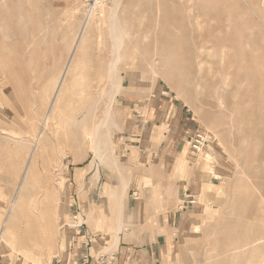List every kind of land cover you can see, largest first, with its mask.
<instances>
[{
  "label": "rangeland",
  "instance_id": "rangeland-1",
  "mask_svg": "<svg viewBox=\"0 0 264 264\" xmlns=\"http://www.w3.org/2000/svg\"><path fill=\"white\" fill-rule=\"evenodd\" d=\"M116 2L125 39L117 78ZM0 13V264H56L77 213L86 224L77 236L102 238L93 257L115 251L130 221L119 196L137 173L125 152L127 111L155 94L188 110L207 142L201 151L186 142L193 161L182 182L196 175L197 186L165 263L264 264V0H0ZM110 105L114 125L100 131L98 152L94 128ZM76 191L81 209L70 205ZM247 243L251 253H227Z\"/></svg>",
  "mask_w": 264,
  "mask_h": 264
},
{
  "label": "crops",
  "instance_id": "crops-1",
  "mask_svg": "<svg viewBox=\"0 0 264 264\" xmlns=\"http://www.w3.org/2000/svg\"><path fill=\"white\" fill-rule=\"evenodd\" d=\"M163 96H139L127 111L125 152L128 166L137 173H133L126 189L124 211L130 221L115 236L117 264H166L169 249L177 244L175 233L182 227L188 197L197 186L196 175L189 188L184 186L190 179L182 182L193 161L186 142L195 136V123L188 110ZM142 101L147 105L141 106ZM71 199L70 205L81 209L80 191ZM69 237L65 251L54 258L56 264H83L86 256H94L95 246L102 240L90 231ZM87 237L91 243L85 247Z\"/></svg>",
  "mask_w": 264,
  "mask_h": 264
},
{
  "label": "bare ground",
  "instance_id": "bare-ground-1",
  "mask_svg": "<svg viewBox=\"0 0 264 264\" xmlns=\"http://www.w3.org/2000/svg\"><path fill=\"white\" fill-rule=\"evenodd\" d=\"M10 1V0H9ZM37 1V0H36ZM113 1V0H112ZM118 1V0H117ZM122 1V0H121ZM184 2V1H183ZM19 3V2H18ZM39 3V2H38ZM117 4H115V8L113 9V10H111V15H109L110 16V20H111V24H110V33H111V37H110V39H112V41H113V50H114V53H115V57H114V61L112 60V62H110L112 65H111V71H112V73H110L111 75H113L114 77H116L117 78V74H116V72H117V70H118V65H119V63L121 62V59H120V51H122V48H124L125 46H124V44H125V39H124V33H123V28H122V25L120 24V22L118 21V14H119V10H120V6L122 5L121 4V2H116ZM49 4V3H48ZM39 5V4H38ZM50 5V4H49ZM262 5V4H261ZM4 6V5H3ZM13 6V5H12ZM19 6V5H18ZM25 6V5H24ZM14 7V6H13ZM50 8V7H49ZM60 8H61V6H60ZM59 8V9H60ZM176 8V7H175ZM238 8V7H237ZM10 9V8H9ZM35 9V8H34ZM57 9V8H56ZM2 10V9H1ZM3 10H4V8H3ZM13 10V9H12ZM37 11H38V9H37ZM3 12V11H2ZM176 12V11H175ZM47 13H48V11H47ZM51 13V12H50ZM1 14V13H0ZM4 14V13H3ZM21 14V13H20ZM32 14H33V12H32ZM35 14V13H34ZM6 15H7V13H6ZM36 15V14H35ZM67 15V14H66ZM65 15V16H66ZM34 16V15H33ZM10 18V17H9ZM34 18V17H33ZM32 18V19H33ZM1 19V18H0ZM22 19V18H21ZM28 19V18H27ZM125 19V18H124ZM3 20V19H2ZM42 20V19H41ZM45 20H46V17H45ZM49 20V19H48ZM4 21V20H3ZM2 21V22H3ZM9 21V20H8ZM13 21V20H12ZM58 21V20H57ZM25 23H27L26 22V20L24 21ZM10 23H12V22H10ZM59 23V22H58ZM3 24H5V23H3ZM16 24V23H15ZM8 25V24H7ZM27 25V24H26ZM41 25V24H40ZM43 25V24H42ZM41 25V26H42ZM55 26V25H54ZM87 27V26H86ZM56 28V27H55ZM3 29V28H2ZM26 29V28H25ZM16 30H18L17 28H16ZM41 30V29H40ZM53 30V29H52ZM51 30V31H52ZM85 31V30H84ZM19 32V31H18ZM59 33V32H58ZM88 34V33H87ZM80 35H78V37H79ZM39 37V36H38ZM77 37V38H78ZM55 38H57V37H55ZM128 38V37H127ZM50 39V38H49ZM84 39V38H83ZM42 40V39H41ZM59 40V39H58ZM65 40V39H64ZM77 42L74 44V46H73V51L71 52L72 54H71V59H70V62H72L73 61V58L75 59V55H76V53H77V51H78V49H79V47H81L80 46V43H83V42H81V39L79 38L78 40H76ZM83 41V40H82ZM49 45V44H48ZM47 45V46H48ZM36 46H37V44H36ZM51 46V45H50ZM34 47V46H33ZM52 47H54V46H52ZM32 48V47H31ZM34 49V48H33ZM125 49V48H124ZM123 49V50H124ZM27 50V49H26ZM31 51V50H30ZM50 51H52L51 49H50ZM171 51V50H170ZM34 52V51H33ZM32 52V53H33ZM30 53V52H29ZM50 53V52H49ZM122 53V52H121ZM31 58V57H30ZM45 58V57H44ZM112 59V58H111ZM172 60V59H171ZM45 61V60H44ZM60 61V60H59ZM54 62V61H53ZM68 62H69V60H68ZM69 62V63H70ZM45 63H46V61H45ZM30 64H31V62H30ZM81 64H83V63H81ZM177 64V63H176ZM69 65H71V63L70 64H68V66L66 65V70L63 72V74H62V76H61V78H60V80H59V84H58V87H57V90H56V95H55V101H56V99H58L59 98V96L61 95V92H62V90H63V88L65 89V84H66V77L67 76H69V74L71 73V70H70V66ZM38 66V65H37ZM46 66V65H45ZM53 66V65H52ZM81 66V65H80ZM86 66V65H85ZM79 67V66H78ZM176 67H177V65H176ZM110 68V67H109ZM180 68V67H179ZM2 69V68H1ZM29 69V68H28ZM47 69V68H46ZM177 70V69H176ZM54 71V70H53ZM56 71H57V69H56ZM110 71V70H109ZM177 71H179V69L177 70ZM60 72V71H59ZM183 72V71H182ZM48 73V72H47ZM42 74V73H41ZM8 75V74H7ZM31 75V74H30ZM57 75V74H56ZM116 75V76H115ZM34 76V75H33ZM41 77V76H40ZM111 78H112V76H110ZM114 77H113V80H112V82H113V85H114V82L116 83V81L117 80H114ZM81 78V77H80ZM99 79V78H98ZM52 80H53V78H52ZM74 80V79H73ZM109 80V79H108ZM51 81V80H50ZM71 81H72V79H71ZM105 81V80H104ZM183 81V80H182ZM98 82V81H97ZM221 82V81H220ZM248 82V81H247ZM50 84V83H49ZM48 84V85H49ZM181 84V83H180ZM74 85V84H73ZM113 85H111V86H113ZM53 87V86H52ZM112 89H113V87H111ZM42 89V88H41ZM55 89V88H54ZM72 89V88H71ZM78 89V88H77ZM116 89H117V86L116 85H114V91L113 92H115L116 91ZM44 90V89H43ZM47 91V90H46ZM112 91V90H111ZM23 92V91H22ZM45 92V91H44ZM113 92H112V94H110V95H112V97L114 96V94H113ZM222 92V91H221ZM47 93V92H46ZM218 93V92H217ZM248 93V92H247ZM117 94H118V92H117ZM108 95H109V93H108ZM106 96V95H105ZM34 97V96H33ZM47 97H48V95H47ZM111 97V98H112ZM110 98V99H111ZM114 99V98H113ZM218 99H220V98H218ZM55 101H54V103H55ZM116 101V100H115ZM111 102H113V100H111ZM92 103H94V102H92ZM219 103V102H218ZM110 104V103H109ZM113 104H115V103H113ZM113 104H111V105H113ZM36 105V104H35ZM53 105V104H52ZM86 105V104H85ZM111 105L110 106H108L107 108V110H105V114H104V117L103 118H101L102 120H100V122L99 123H97L96 125H95V128H94V130H95V133H96V140H97V143H96V147H97V151L98 152H100L99 150L101 149V147H100V131L103 129H106L107 131H109L110 130V128L114 125V123H113V121L111 120V115H113L112 114V110H111ZM53 106H55V104L53 105ZM92 106V105H91ZM66 107V106H65ZM84 109V108H83ZM66 111V110H65ZM66 113V112H65ZM75 116H76V114H74ZM103 116V115H102ZM84 118V117H83ZM74 119H77V118H74ZM92 119V118H91ZM82 120V119H81ZM66 121V120H65ZM75 121V120H74ZM85 122V121H84ZM4 123V122H3ZM76 123H77V120H76ZM81 123V122H80ZM79 123V124H80ZM44 125V124H43ZM43 128V127H42ZM114 128V127H113ZM114 129H116V128H114ZM113 129V130H114ZM244 130H245V128H244ZM14 131V130H13ZM15 132V131H14ZM110 132V131H109ZM108 132V133H109ZM56 134V133H55ZM87 134V133H86ZM103 134H104V131H103ZM13 135V134H12ZM110 135V134H109ZM104 137V136H103ZM106 137V136H105ZM23 139V138H22ZM22 139H21V141H22ZM40 140V139H39ZM39 142V141H38ZM21 143V142H20ZM105 144H107V143H105ZM110 144V143H109ZM40 146V145H39ZM106 146V145H105ZM202 146H203V143L201 144V146H196V150L197 151H201L202 150ZM41 147V146H40ZM211 148V147H210ZM209 148V149H210ZM104 149V148H103ZM97 152V153H98ZM200 153V152H199ZM99 155V154H98ZM114 156V155H113ZM28 171V170H27ZM215 176H216V174H215ZM221 176V175H220ZM219 175H217V177H220ZM125 184L126 183H124L123 184V194L121 193V195L122 196H119V197H121L120 198V200L122 199V200H125V191H126V189H125ZM127 187V186H126ZM187 188L188 187H190L189 186V184L186 186ZM21 188V187H20ZM20 190V189H19ZM264 190V189H263ZM17 192V191H16ZM16 194V193H15ZM20 199V198H19ZM119 199V198H118ZM13 201V200H12ZM258 201V200H257ZM121 202V201H120ZM122 203V202H121ZM259 204V203H258ZM119 205V204H118ZM13 206V205H12ZM261 206V205H260ZM263 206H261V208H262ZM122 208V207H121ZM120 208V209H121ZM13 209H14V207H13ZM254 209V208H253ZM9 210V209H8ZM119 211V210H118ZM253 211V210H252ZM121 211H119V215L121 214L120 213ZM12 215V214H11ZM263 216V215H262ZM6 217H8V215L6 216ZM10 217V216H9ZM246 217V216H245ZM241 218V217H240ZM249 218V217H248ZM120 219V218H119ZM7 220V218L5 219V221ZM8 220H9V218H8ZM6 221L5 222V225H7V223L10 221ZM254 220V219H253ZM252 220V221H253ZM119 221V220H118ZM250 222H251V220H250ZM122 224V223H121ZM252 224V223H251ZM257 224V223H256ZM4 225V224H3ZM252 226V225H251ZM23 227V226H22ZM246 227H247V225H246ZM224 228V227H223ZM262 228H264V226H262ZM262 228L260 227V229L262 230ZM227 229V228H226ZM250 229V228H249ZM7 226H5V228L4 229H1L0 230V241H5V236H6V233H7ZM227 231V230H226ZM251 231V230H250ZM245 232V231H244ZM226 233V232H225ZM235 233V232H234ZM249 233V232H248ZM253 232H251V234H252ZM264 235V234H263ZM37 236V235H36ZM228 237H230L229 236V233H228ZM244 238V237H243ZM249 240H250V237L248 238ZM22 240H23V238H22ZM239 240V239H238ZM242 241H243V239H241ZM220 241V240H219ZM245 242H246V240H245ZM248 242V241H247ZM251 242H252V244H254L255 243V246H253V248L255 249V248H258L257 247V245H256V243L257 242H259L258 243V246L259 245H261L260 244V242H261V238H254V239H252L251 240ZM244 243V242H243ZM251 244V245H252ZM33 245V244H32ZM237 245H239V244H237ZM251 246L249 243H247V244H245V245H243V246H241L240 245V247H230L228 250H227V253H229V254H231L232 253V256L233 257H235V259H236V257L237 256H234L233 254L235 253L236 255H238V253L241 255V253L240 252H243V251H245L246 249H248V252L249 253H251L250 251H249V247L248 248H246L247 246ZM252 247V246H251ZM263 247V246H262ZM246 248V249H245ZM251 249V248H250ZM24 251V250H23ZM254 251V250H253ZM255 252H256V250H255ZM32 253V252H31ZM249 253L246 255L247 257H248V255H249ZM214 254V253H213ZM243 255H245V253H242ZM259 254V253H258ZM52 256V255H51ZM220 256H221V254H220ZM217 257H219V256H217ZM228 257V256H227ZM241 257V259H242V256H240ZM244 257V256H243ZM210 258V257H209ZM212 259V258H211ZM231 259H233L232 257H231ZM235 259H234V261H235ZM237 260H239L238 258H237ZM213 261V260H212ZM216 261V260H215ZM227 261V260H226ZM240 261V260H239ZM238 261V262H239ZM233 262V261H232ZM224 263V262H223ZM211 264V263H210ZM218 264H219V262H218ZM234 264V263H233Z\"/></svg>",
  "mask_w": 264,
  "mask_h": 264
},
{
  "label": "built area",
  "instance_id": "built-area-1",
  "mask_svg": "<svg viewBox=\"0 0 264 264\" xmlns=\"http://www.w3.org/2000/svg\"><path fill=\"white\" fill-rule=\"evenodd\" d=\"M188 143L194 150H196V146H201L202 143L205 144L202 148L206 147L207 144V142L204 141L203 136L199 133L195 134L193 138H190ZM80 216L81 213H77L72 219L73 226L69 227L74 229L77 235L80 234L86 226L85 222L78 221ZM116 259L115 251L108 250L105 253H100L96 259L94 257L89 258L86 256L83 264H116Z\"/></svg>",
  "mask_w": 264,
  "mask_h": 264
}]
</instances>
